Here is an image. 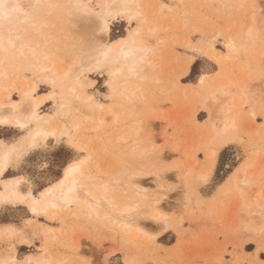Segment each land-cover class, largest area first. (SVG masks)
Instances as JSON below:
<instances>
[{
	"label": "rangeland",
	"instance_id": "obj_1",
	"mask_svg": "<svg viewBox=\"0 0 264 264\" xmlns=\"http://www.w3.org/2000/svg\"><path fill=\"white\" fill-rule=\"evenodd\" d=\"M88 3L98 8L95 0ZM140 3L145 8L147 24L155 25L157 29L141 36L144 43L153 47L148 57L149 64H153L151 67L143 65L146 67L145 72H141V80L129 81L136 84L138 96L130 104L111 98L105 69L83 72L84 91L95 94L97 102L115 109L118 114L116 123L112 122L111 115L106 114L108 116L101 127L89 129L90 124L82 118L83 107H79L80 115L57 112L55 120L66 122L69 131L50 143L38 144L25 152L16 166H12L13 170L6 174L23 175L31 183L33 191L38 193L59 179L68 163L88 153L87 171L93 181L112 182L116 179L113 194H119V202L132 204V200H137L138 206L130 217L133 227L124 230L111 224L108 218L89 219L81 212L70 213L68 210L62 211L57 220H48L43 215L30 214L25 206L1 204L0 226L4 223L14 225L29 244L21 245L19 235L11 239L2 238L0 258L12 251V245L19 259L26 253L42 252L45 241L42 232L52 229L56 237L48 239L46 252L52 264H85L102 260L105 256L111 264H217V261L220 264H264L249 253L255 245L257 249L264 245V220L261 221L264 216L259 218V212H264V207L259 206L264 205V14L261 13L264 0H244V6L238 8L226 0H140ZM78 15H83L82 19L79 17L80 21ZM70 16H75L73 20L76 19L77 23L66 19L64 23L67 26L63 25L66 28L58 30L60 34L65 30L68 42L64 41L65 48L62 36H53V41L58 42L56 54L60 64L68 62L69 65L90 47L89 51L92 50L85 54L89 55L88 59L80 56L82 62H88L93 58L94 24L92 21L89 23V18L82 13H70ZM67 21L72 25L76 23L73 29L68 27ZM250 22L251 33L246 35L244 31ZM226 23L228 28H225ZM135 25V21L130 23L124 16L115 17L105 42L125 35ZM79 27L83 28L82 31L77 30ZM227 34L235 37L237 44L236 53H231L230 59L224 57L227 55ZM76 42L85 48L80 49ZM210 45L213 49L209 50ZM63 48L67 51L61 53ZM189 55L194 56V60L184 73L189 65ZM21 73L27 78L32 76L25 70ZM202 73L210 75L206 87L197 83ZM216 83H225L228 91L242 86L244 94L241 97L243 102L234 110L236 126L229 134L231 138L219 145L214 159L208 160L202 143L207 139L208 125L212 121L218 124L213 116L217 113L215 106L219 97H205L217 86ZM14 90L11 98L18 99ZM47 90L49 86L40 82L39 91ZM202 100L205 103L200 107ZM56 109L57 104L53 105V102L42 107L44 112ZM127 112L132 113L133 118L130 116L126 120ZM71 117L80 123L76 129L70 127ZM135 122L139 125L138 135L130 137L125 134V140L115 144L113 139ZM24 132L25 129L19 130L11 124L0 126V138L6 141L18 138ZM178 143L180 149L176 152L174 144ZM185 151L188 155L184 154ZM246 160L253 162L248 169L253 173L249 182H243L238 175L240 172L235 170ZM209 161L213 163L212 170ZM190 164L191 172L185 175ZM126 173L134 174V178L128 180ZM197 173L206 174L207 179L198 182ZM125 185L141 191V196L137 199L122 195L120 191ZM258 191L261 197L257 195ZM154 198L160 203L150 208ZM154 209L161 212L166 223H156L148 218ZM28 218L34 220L26 221ZM163 227L166 229L162 231ZM137 228L139 233L134 234Z\"/></svg>",
	"mask_w": 264,
	"mask_h": 264
},
{
	"label": "bare ground",
	"instance_id": "obj_2",
	"mask_svg": "<svg viewBox=\"0 0 264 264\" xmlns=\"http://www.w3.org/2000/svg\"><path fill=\"white\" fill-rule=\"evenodd\" d=\"M88 1L90 0H3L5 7L0 9V121L6 120L8 122L0 123V126L11 124L12 127L18 128L19 130L25 129V132L12 141L0 139V205H22L26 207L30 214L35 216L43 215L48 218V220L51 219L54 221L57 220L59 214L61 217L62 211L64 212L65 210H68L70 213L81 212L89 219L108 218L111 224H116L122 229L128 230L130 227H133L130 217L136 208L137 200H132L134 201L132 204L119 202L117 198L119 194H113L114 184L117 183L116 179H113L112 182L109 180H101L98 183L93 181L92 175L87 171V160L89 158L88 153L68 163L63 170L62 176L43 187L38 191V193L33 191L31 183L23 175L18 173L9 176L6 175L12 166H16L20 156L24 152L36 147L38 144L50 143L52 140L60 137L63 133L69 131V126L66 122L61 121L58 123L55 120L54 117L57 112H66V114L72 112L74 115H80L81 111L79 107H83L81 109H84L82 118L90 124L88 127L89 129L95 130L101 127L105 122V118L108 116L106 114L112 116V122L116 121L118 114L114 111L115 109L113 110L111 107H106L103 103L97 102L95 94H88L84 91L85 84L81 78L83 76V72L105 69L108 75L106 83L110 91L109 97L114 99L119 98L120 100H123L125 104H130L133 102V98L138 93L136 94V84L134 85L129 81L134 79L141 80V72L145 69L144 67H146L143 65L146 64L148 67H151L153 64H149L150 60L148 58L153 47L144 43L141 36H143V33L147 31L149 33H153L157 28L155 25L147 24V14L144 6L140 3V0H95L98 8H93ZM226 1L234 3L237 8L238 6H244L242 5L244 0ZM76 11L84 14V17L86 16L89 18V23L92 21L94 24L93 32H96V38H94V41L92 42L93 46L91 45L93 48L91 53L93 58L92 60L89 59L90 61L85 62L86 64L80 59V56H86V53L89 54L88 52L92 50L91 49L89 51V47L88 49L86 48L88 52L80 54V56L78 54L79 59H75V63L69 62V65L67 64L68 62L60 64V58L57 56L55 51V45L58 46V44H56L58 42L55 43V41H53V36L55 34L62 36V44L65 48V42L68 43L65 39V30L63 33L61 32L62 34H60L58 30L64 28L65 26L63 27V25L67 26V24L64 23L66 19L68 20L70 18V20H72L70 22H76V19L73 20L75 16H73V18L70 16V13L71 15H74L77 13ZM117 13H124L122 16L125 17L126 21L130 23L131 21H135L136 25L132 27L131 30H128L125 35L118 36L114 39H110L108 42H105L111 28L112 19L117 17ZM82 16L83 15H78V19L79 17L82 19ZM129 17H132V19L130 20ZM105 20L108 21L107 30L101 31V27L103 26V22ZM76 23H74V25H76ZM79 23L77 26H80ZM227 23L225 28H228ZM72 24L68 25V27L71 26L69 27L71 29L74 27ZM84 24L87 23L85 22ZM58 25L59 29H57ZM246 26L245 31H243L246 35H249L251 33L252 23L250 22L249 26ZM79 29L81 30L83 28H77L78 31ZM234 38L227 34V55L224 56L227 59H230L231 53H236L235 49L237 44ZM161 42L162 41H160V43ZM75 44H77V42ZM85 45L87 46V44ZM81 46H78L77 44V47H80V49L85 48L84 45L82 48ZM64 48L61 51L60 49L58 50L61 53L63 51H67V49ZM210 49H213L212 45L209 46V50ZM75 51L77 52V50ZM63 55L65 57L67 53L66 55ZM87 56L89 57V55ZM88 57L86 59H88ZM188 60L189 65L186 67L184 73H187L191 62L194 60V56L189 55ZM22 70L30 72L32 74L31 78L24 76L21 73ZM207 77H210L208 73H202L199 76L197 83L202 87H206V83L208 81ZM40 82H44L48 85L49 90L40 92ZM225 83L218 85L216 83L215 85L217 86L210 90L207 97H205L211 99H214L217 96L219 97L215 106V112L217 113L213 116V118L218 121V124L212 121L208 125L207 139L202 143L205 148H202V150L208 160H211L212 158L214 159L218 152L217 148L219 145L227 142L228 138H231L229 137V134L236 126L234 110L240 106V103L243 102L241 101V97L244 94V87L239 86L236 87L234 91H232L233 89L228 91L225 87ZM12 89H15L14 91L17 92L19 97L18 99L11 98ZM236 92L239 93L235 95ZM57 97L59 103L56 99ZM71 99H74V102L71 101ZM204 101L205 100H202V102L200 101V107H203L205 103ZM47 102H53V105L57 104V109L52 112H44L42 107ZM122 103L123 102L120 103V106ZM130 116L132 117V113L130 115V113L127 112L126 120L129 119ZM123 120L124 117L122 121ZM70 123V127H72V129H76L80 124L75 121L74 117H71ZM138 129L139 125L137 122L134 124L132 123V125L128 126L127 130L124 131L123 134L117 135L113 139V142L116 144L119 143V141L125 140V134L130 137L135 136L138 133ZM174 146V148H177L174 151L180 149L179 143L178 145L174 144ZM184 154L188 155L187 151H185ZM210 163L209 168L212 170L213 163ZM43 164L41 166L45 165ZM252 165V161L250 162L249 160H246L240 163L235 169L237 172H240L238 175L243 182H249V179L253 178V173L251 174L248 171L249 167ZM191 166L192 164L187 166L185 175L190 174ZM131 172L133 171H130V173ZM133 176L134 174H128L127 179L130 180ZM196 176V179L200 183L206 180L204 178L206 174H198ZM245 176H248V178ZM140 192L138 190L135 191L128 185H125V188L120 191L122 195L127 194L128 197L134 196L137 197V199L141 196ZM257 195L261 197L262 194L258 191ZM158 202L159 199L154 198L151 200L150 204L148 202L147 203L150 208H154ZM148 204L146 206L147 208ZM259 206L261 208L264 207L263 204H260ZM259 215V218H261L264 216V212L260 211ZM148 218L156 223H160L161 221L166 223L161 212L156 209H154V212H150ZM31 219L32 218H28L26 221ZM263 220L264 218H261L262 222ZM139 229H141V227ZM165 229L166 227H163L162 231ZM137 232L138 228L135 229L134 234ZM42 233L44 234L45 240L44 245L42 246V252L37 251L26 253L22 259H19L16 256V248L12 245V251H10L5 257L0 258V262H5V264H18L19 261H23L25 258H30L32 264H52L49 256L46 255L48 254L46 253L48 250L47 243L50 242L48 241L50 237H56V232L54 233V230L52 229H45ZM51 233H54L53 237L51 236ZM129 233L131 232L129 231ZM16 235H19L18 238L21 245L29 244V240L23 236L20 229L14 225L4 223L0 226V239H11ZM21 240L27 242L21 243ZM218 262L219 261L216 263L220 264Z\"/></svg>",
	"mask_w": 264,
	"mask_h": 264
},
{
	"label": "snow or ice",
	"instance_id": "obj_3",
	"mask_svg": "<svg viewBox=\"0 0 264 264\" xmlns=\"http://www.w3.org/2000/svg\"><path fill=\"white\" fill-rule=\"evenodd\" d=\"M5 7V5L3 4V0H0V9H3ZM261 13L264 14V8L261 9ZM124 15V13H117L116 16H122ZM129 19L131 20L132 17H129ZM108 27V21L105 20L103 22V26L101 27V31H106ZM119 43V42H118ZM8 121L4 120V121H0V123H7ZM22 127V125H21ZM205 179H207V176L204 177ZM27 241L21 240V243H26ZM0 264H5V262H0ZM18 264H32V261L30 258H25L23 261H19ZM85 264H111V262L108 260V258L105 256L102 260L97 259L95 261H91V262H85Z\"/></svg>",
	"mask_w": 264,
	"mask_h": 264
},
{
	"label": "crops",
	"instance_id": "obj_4",
	"mask_svg": "<svg viewBox=\"0 0 264 264\" xmlns=\"http://www.w3.org/2000/svg\"><path fill=\"white\" fill-rule=\"evenodd\" d=\"M0 139H2V138H0ZM2 140H4V139H2ZM52 141H53V140H52ZM52 141H51V142H52ZM33 148H35V147H33ZM33 148H32V149H33ZM28 151H29V150H28ZM24 153H25V152H24ZM24 153H23V154H24ZM217 153H218V152H217ZM23 154H22V155H23ZM22 155H21V156H22ZM10 170H13L12 167H11ZM15 174H17V173H15ZM11 175H14V174H11ZM261 246H263L261 249H257V247H256V245H255L254 248H253V250H252L251 252H249V253L254 254V255L256 256V258L258 259L259 262H264V256H263V255H264V245H261ZM255 249H257V250H255ZM244 252H245V253H248L246 250H244ZM261 256H263V258H262Z\"/></svg>",
	"mask_w": 264,
	"mask_h": 264
}]
</instances>
